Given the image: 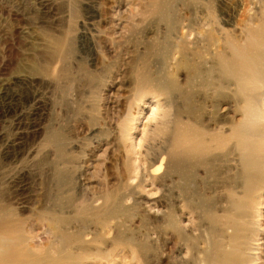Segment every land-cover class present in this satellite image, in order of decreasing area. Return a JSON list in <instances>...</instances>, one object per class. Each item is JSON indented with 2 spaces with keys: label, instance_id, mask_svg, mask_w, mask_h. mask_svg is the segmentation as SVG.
I'll use <instances>...</instances> for the list:
<instances>
[{
  "label": "rangeland",
  "instance_id": "1",
  "mask_svg": "<svg viewBox=\"0 0 264 264\" xmlns=\"http://www.w3.org/2000/svg\"><path fill=\"white\" fill-rule=\"evenodd\" d=\"M166 1L171 23L151 11L153 0H0V196L35 248L53 241L41 211L55 166L69 179L66 215L94 212L106 193L120 196L114 214L84 212L68 229L81 231L90 250L113 252L100 264H186L189 250L165 228L169 202L204 247L195 211L167 192L169 98L159 84L141 88L136 76L144 69L155 83L174 77L183 85L180 51L192 63L191 52L207 57L225 36L242 43L264 0ZM172 97L180 107L179 94ZM53 133L63 159L45 144ZM222 184L205 188L216 206L225 205Z\"/></svg>",
  "mask_w": 264,
  "mask_h": 264
},
{
  "label": "bare ground",
  "instance_id": "2",
  "mask_svg": "<svg viewBox=\"0 0 264 264\" xmlns=\"http://www.w3.org/2000/svg\"><path fill=\"white\" fill-rule=\"evenodd\" d=\"M166 2L153 0L151 11L168 20ZM243 31L242 43L225 36L224 48L212 54L205 50L207 57L200 50L191 52L192 63L187 61V53L180 51L187 70L183 85L174 77L155 83L144 69L136 76L141 88L159 84L169 98L172 114L165 131L164 171L168 196L171 199L177 192L184 208L197 214L194 227L200 230L204 226L206 231L204 247L198 248L202 235L188 233V224L178 223L176 205L169 202L165 228L189 250L186 264H264V5L256 25L248 23ZM206 34L207 42L215 46L217 37ZM175 94L181 98L180 107L173 105ZM45 144L56 148L58 159L65 157L59 133L47 135ZM55 168H51L50 178L54 191L49 189L46 195L50 205L41 211L53 241L37 248L30 244L25 221L0 196V264H100L113 253L90 250L81 231L68 229L72 221H81L78 215L84 212L114 214L120 196L106 193L102 206L94 212L82 207L74 216L66 215L69 179ZM217 182L227 185L224 206H216L204 193L208 184Z\"/></svg>",
  "mask_w": 264,
  "mask_h": 264
}]
</instances>
